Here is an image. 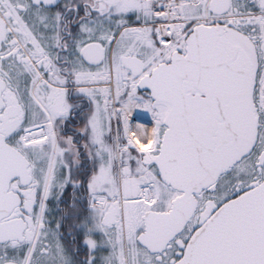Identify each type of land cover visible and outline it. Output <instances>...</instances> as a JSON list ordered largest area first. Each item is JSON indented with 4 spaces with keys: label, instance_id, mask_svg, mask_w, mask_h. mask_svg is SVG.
Here are the masks:
<instances>
[{
    "label": "snow or ice",
    "instance_id": "snow-or-ice-1",
    "mask_svg": "<svg viewBox=\"0 0 264 264\" xmlns=\"http://www.w3.org/2000/svg\"><path fill=\"white\" fill-rule=\"evenodd\" d=\"M0 264H264V0H0Z\"/></svg>",
    "mask_w": 264,
    "mask_h": 264
}]
</instances>
